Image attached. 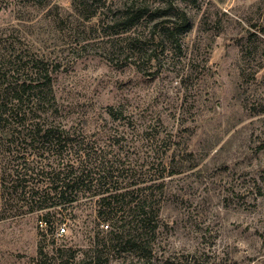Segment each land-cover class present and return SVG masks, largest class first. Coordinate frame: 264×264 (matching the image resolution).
Listing matches in <instances>:
<instances>
[{"label":"rangeland","instance_id":"1","mask_svg":"<svg viewBox=\"0 0 264 264\" xmlns=\"http://www.w3.org/2000/svg\"><path fill=\"white\" fill-rule=\"evenodd\" d=\"M124 2L0 0V67H15L19 51L60 62L57 120L84 125L104 146L116 133L123 136L122 146L112 147L125 162L123 185L156 183L159 226L147 235V259L143 252L97 244L113 220L100 221L98 196L87 192L59 215L53 233L40 211L11 207L4 201L9 195L0 200V212L6 208L0 213V264H37L41 248L47 264H57L58 247L64 256L74 251L76 260L101 251L109 255L104 264H168L172 257L264 264V66L257 67L264 59V0L188 6L194 26L186 44L209 56L200 74L188 69L191 78L184 73L188 67L173 64L148 75L109 53L105 27ZM110 106L123 108L127 119L115 120ZM156 119L172 133L167 152L158 144L163 132L157 138L144 130Z\"/></svg>","mask_w":264,"mask_h":264},{"label":"trees","instance_id":"2","mask_svg":"<svg viewBox=\"0 0 264 264\" xmlns=\"http://www.w3.org/2000/svg\"><path fill=\"white\" fill-rule=\"evenodd\" d=\"M196 2L125 0L105 27L110 32L109 53L148 75H154L165 64L188 67L187 70L200 74L209 67L208 51L190 49L185 41L194 26L187 8ZM11 63L15 67H0V134L7 136L5 142L2 138L0 142V200L9 195L4 201L11 207L40 211L41 223L53 233L59 215H66L65 211L73 207L81 194L97 195L100 221L113 220L108 235L98 237L97 244L143 252L147 259V235L155 234L159 226L156 183L131 187L139 182L134 180L127 187L126 183L123 185L125 162L112 149L122 146L123 136L119 133L104 146L98 139H91L96 133H85L84 125L57 120L60 107L54 81L60 62L19 51ZM153 66L158 68L153 70ZM262 66L264 59L257 67ZM189 72L184 73L191 78ZM108 112L115 120L127 119L123 108L110 106ZM155 121H150L144 130L157 138L163 132L158 144L167 152L172 145V133L165 130L160 120ZM161 164L167 167L163 159ZM45 234L43 231L41 240ZM64 250L57 248L61 256L57 264H104L109 260V255L104 257L101 251L92 259L76 260L74 251L64 256ZM47 260L48 254L41 248L37 264H47ZM193 261L173 257L172 261L166 260L168 264H195L196 260Z\"/></svg>","mask_w":264,"mask_h":264},{"label":"built area","instance_id":"3","mask_svg":"<svg viewBox=\"0 0 264 264\" xmlns=\"http://www.w3.org/2000/svg\"><path fill=\"white\" fill-rule=\"evenodd\" d=\"M59 229H60V231L62 232V231H64V230L66 229V227H65V226H62V227H60Z\"/></svg>","mask_w":264,"mask_h":264}]
</instances>
